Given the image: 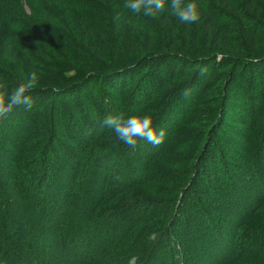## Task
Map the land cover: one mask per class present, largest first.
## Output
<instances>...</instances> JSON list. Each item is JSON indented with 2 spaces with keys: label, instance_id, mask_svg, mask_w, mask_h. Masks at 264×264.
<instances>
[{
  "label": "trees",
  "instance_id": "16d2710c",
  "mask_svg": "<svg viewBox=\"0 0 264 264\" xmlns=\"http://www.w3.org/2000/svg\"><path fill=\"white\" fill-rule=\"evenodd\" d=\"M102 1L89 0L90 5L85 7L78 4L74 5L80 7V11L85 13L83 20H81V23H84L81 31L78 29L81 17L75 14V9L59 4L66 25L75 34L81 33L80 39L74 34L75 41L79 43L78 48L85 49V51L80 52L79 59L88 61L82 66L80 62H73L76 54L70 57V64L66 69L76 65L79 73H81L80 76L77 75L76 80L78 82L72 86L70 83H66L71 79L70 77L57 82L58 79L56 78H45L38 74L39 80L40 77H44L41 80L42 83H58V89L55 88V90L50 91L55 94L53 96L66 97V99L72 100L71 104L65 100V115H61L55 105L53 114L55 121L64 117L61 120L67 127L74 124V120L83 118L88 124L85 130L89 134L83 135L84 130L76 132V130L68 129L67 134L76 141V146H79L78 149L68 147V144L67 146L63 140L57 137L58 122H53V119L50 120L51 127H47V124L41 121L36 129L28 128L22 134L15 129V126L16 128L21 127L20 122L15 121L16 115L10 117L9 113L5 118L0 119V128L6 124L11 131V133L6 134L8 127L1 128V133L10 140L12 146V151H9L7 155L3 156L0 153V264H63L61 259L64 257L59 254L57 246L72 250L74 257L82 260V263L78 264H95V258L99 255L101 259L105 257V264H204L203 262L206 264H238V258L242 259L243 255L248 252L246 250L247 243H244L246 238H258V242L264 244V214L256 213L254 218L249 221L250 225L246 230H242L243 232L238 230L239 235H237L238 233L233 234L226 227V224L234 227L233 219H230V216L240 217L245 213L234 212V209L237 210L245 202L244 199L248 196V187L233 197L235 207L232 209L231 205L230 209H227L229 212L226 215L230 214L229 217H224L223 212L213 213L208 207L202 212L194 214V219L192 217L194 221L192 229L195 228L194 231L189 228L181 233L183 240L190 242L189 247L184 245L185 242L183 244L171 242V229L169 231L168 225L165 224L166 217L160 221L149 217L150 225L142 224V212L152 213L150 215L162 212L156 209L153 202L146 200L147 197L122 200L118 203L116 210L112 212L107 210L102 214L105 209H100V204L104 201L103 198L105 199L107 196L109 169L113 168L114 162L117 161L120 166L127 170L123 176L116 179L119 185L116 184L115 188L119 190L124 186L133 184L136 179L145 181V173L156 158L157 148H153L152 144L141 140L132 149L126 144H118L114 139L111 140L112 146L104 147L108 146L105 143H108L109 140L103 138L111 134L108 132L112 130H108L107 127L103 130L100 128L95 118V111L86 106L81 94L88 92L87 95L93 98L97 94L94 92L95 89L99 92L102 91L98 102L94 101L93 104H100L101 110L112 109L113 113L119 115L122 111L119 98L113 97L108 90L110 87L115 89L114 87L118 86L119 77L121 75L125 77L123 84H121L122 90L127 85L131 86L136 83L135 87L133 86L132 95L136 92L133 97L135 105L140 107L142 104L143 107L146 98L151 96L153 98L154 91L160 85L158 84L152 92L147 94L148 96L141 98V91L148 87L146 83L149 82L154 86L158 82H161V85L165 83L170 74L167 77L163 76L165 60L168 56L177 54L179 51L191 54L212 53L210 56L213 57L222 53L224 54L222 58L229 64L231 62L237 63L238 59L240 61L243 57L252 58L250 59L251 62H257L258 59L256 58H260V50L264 47V43H259L260 31L255 30V25L264 27V0H202L201 2L196 0L202 9V14L200 20L193 24H185L170 13H159L156 17H147L136 13L129 16L128 9L124 7L127 0H109V4H106L105 7V11L109 14L105 19L108 24L106 27L108 34L103 36L105 42L97 37V29L93 24V20L96 19H93L90 16L91 13L88 12L89 10H98L100 7L98 4ZM106 2L108 1L106 0ZM229 13L238 19L237 34L242 36L241 40L233 41L221 24V18H228ZM37 14L39 15V11ZM49 18L45 19L60 22L57 18ZM247 19H252L255 24L247 23ZM145 22L149 23L144 24ZM251 25L254 26V29L250 27ZM151 29H156L154 31H157L159 37L155 38ZM70 36L72 37V35ZM25 39L32 50L42 53L41 46L38 45L40 40L36 36L26 34ZM194 45L196 46L194 47ZM159 51L167 52L165 56H160L157 54ZM30 52V48H26L22 53L25 58L17 65L24 67L23 72L19 73V68H16V72H12V70L0 67V77L9 79L12 88L30 73L36 71L35 63L29 56ZM7 57L13 61L9 60L12 63L17 60V57ZM122 58H126V60H121ZM198 62L202 67L206 61L199 58ZM89 63L97 64L104 72L86 73L91 69L89 67H92V64ZM105 69H109V71L105 72ZM91 78L95 79L93 84L89 80ZM137 78L139 79L136 82ZM40 83L38 81V84ZM41 87L37 85L31 91L32 99H42V92L39 91ZM15 108L16 112L20 114L31 110L24 105H18ZM133 110L135 111V108ZM166 114L169 115V109L165 108L162 112L160 109L159 115L155 118L152 117L155 127L158 126L157 122L160 119L163 120L167 116ZM10 121L11 124L8 125L6 122ZM49 128L50 131H48ZM52 133H54L53 138ZM48 137L50 140H47ZM144 142L146 144L145 149ZM120 154L121 157H119ZM63 155L68 156V158L66 159ZM257 155L260 163L263 164L264 149L260 148ZM3 158L4 162L2 161ZM150 159L151 162H149ZM90 163V169L86 171L87 165ZM221 164L223 166V163ZM220 165H213V170H218V174L224 167ZM83 174L87 175L86 183L83 182ZM179 180L178 186L180 188L185 178L182 177ZM258 184L256 183L255 186L261 190L263 182L259 180ZM206 185L208 186V182ZM80 186H84L83 199L86 201L87 196L90 198L83 211L86 214L84 227H81L83 225L81 223L76 226L74 221H68L69 212H63L65 209H61L68 206L69 198H72L73 193ZM171 211L172 209L162 213ZM96 212H101V215L99 222L93 226ZM120 212L122 214L138 212L140 219L129 220L130 222L124 229V231L128 229L127 235L116 242L115 237H105L97 228L100 226L106 229L111 228L109 226L111 218ZM185 214L188 215V212ZM197 217H199L198 220ZM260 219L261 225L258 224ZM64 226L66 227L65 230L58 237L59 230ZM206 226H208L207 229ZM55 227L57 228L54 229ZM72 227L74 229L78 227L79 233L74 235ZM95 230L96 233H92ZM53 233L58 234V236L51 240L50 235ZM216 233L218 235L214 240L212 235ZM244 234L246 238L243 240ZM232 244L235 245L236 251L230 253V257H228ZM206 250L209 253L204 256L202 251L205 252ZM254 254L257 256L262 254L263 258L257 264H264V248ZM108 258L109 260H107Z\"/></svg>",
  "mask_w": 264,
  "mask_h": 264
},
{
  "label": "rangeland",
  "instance_id": "374dc122",
  "mask_svg": "<svg viewBox=\"0 0 264 264\" xmlns=\"http://www.w3.org/2000/svg\"><path fill=\"white\" fill-rule=\"evenodd\" d=\"M107 1L103 0L98 4L100 6L98 10L88 11L91 13L90 16L96 19L93 20V24L97 29V37L103 40V42H105L103 36H107L108 34V29L106 28L108 24L105 20L109 15L105 11L106 4H109V0ZM199 1L201 2L202 0ZM59 4L75 9V14L81 17L78 28L81 31L84 27V23L82 24L81 20H83V14L85 13L80 11V7L78 8L74 5L78 4L81 7H85L90 5L89 0H0V67L12 70V72L16 68H19V73L23 72L24 67L17 65L25 58L22 54L25 49L30 48L31 52L29 56L35 63V67L37 68L35 72L37 74H41L45 78H56L58 79L56 80L57 82L70 77L71 79L66 83H70L72 86L76 84L75 82H78L76 78L81 73H79L76 65L75 67L66 69L70 64V57L76 54L77 57L75 56L73 62H80L82 66L87 64L88 61L79 59L80 52L82 50L85 51V49L78 48L79 43L75 41L74 36L76 35L80 39L81 33L75 34L66 25V20L62 18ZM39 5L41 6L37 8ZM38 11L39 15L37 14ZM128 12L129 16L133 13L129 9ZM229 14L228 18H221V24L233 41L241 40L242 36L237 34V30L239 29L238 19L231 13ZM49 17L51 19L57 18L60 22L47 20ZM109 19L111 21L110 17ZM148 23L145 22L144 24ZM247 23L255 24V21L247 19ZM250 27L254 29V26L251 25ZM154 30L156 29H151L154 32L155 38L159 37L157 31ZM255 30L260 31L258 41L260 44H263L264 32L262 31L264 27L262 25H255ZM26 34L36 36L40 40V44L38 45L41 46L42 53L31 49L25 39ZM195 44L198 45L196 42ZM260 51V58H256L258 59L257 62H251L250 59L252 58L243 57L240 61L238 59V62L234 64L233 62L231 64L226 62L222 58V55L224 56L222 53L217 54V57L210 56L212 53L191 54L185 51H179L177 54L170 55L165 60L166 63L162 72H164L163 76L167 77L169 73L171 75H168L169 77H167V80L162 85L161 82L156 83L155 86L154 84H149V82L146 83L148 87L141 91V98L148 96L147 94L152 92L158 84L160 85L154 91L153 98L152 96L146 98L143 107L142 104L141 106L138 105L140 107L135 105L133 97L136 95V92L132 95L133 86L135 87L136 83L131 86L127 85L122 90L121 84L125 80V77L122 75L119 77V84L117 87H114L115 89L111 87L107 88L113 97L119 98L122 108V111L119 113L121 116L128 117L135 114H148L155 118L159 115L160 109L162 112L165 108L169 109V115L166 114L167 116L163 120L160 117V121L157 122V127L163 128L166 136L164 141L158 146L151 145L153 148H157V155L152 161L151 167L145 173L146 179L144 182L136 179V182L133 184L117 190L115 188L117 184L116 179L123 176L127 170L120 166L117 161L114 162L113 168L109 169L108 193H106L107 196L105 199L103 198L104 201L100 204V209H105L102 214L107 210L108 212L116 210L118 203L122 200L147 197L146 200L153 202L158 211L163 212L171 209L172 211L159 212L154 215H150L152 214L150 212H142V224L150 225L148 221L149 217H153V219H157L158 221L166 217L165 224L168 225L169 231L171 229V242H178V244L185 242L184 245L186 247L190 246V242H186L185 239L183 240L181 233L189 228L191 231H194L195 228L192 229L194 226L192 217L194 219L195 213L202 212L208 207L213 213L223 212L224 217H229L230 214H226L229 212L230 206L232 205V209L235 207L233 197L247 187L248 196L244 199L245 202L237 210L234 209V212L245 213L240 217L230 216V219H233L234 227L228 224H226V227L233 234L238 233V230L241 232L247 229L250 225L249 221L251 218H254L256 213L259 215L264 214V161L263 164L260 163L257 155L260 148L264 149L262 147L264 146V47ZM166 52L159 51L157 54L165 56ZM7 56L17 57V60L15 63H12L13 61ZM199 58L206 61L202 67L198 62ZM121 60H126V58H122ZM89 64H92V67H89L91 69L86 71V73L92 71L104 72L97 64ZM107 71L109 69H105V72ZM47 73L49 74L47 75ZM44 77H40L39 82L41 83L38 84L42 86L39 89L43 95L42 99H33L31 110L27 113L23 112L20 114L16 112V108L10 112L9 116L13 117L16 115L15 121L21 124L20 128H16L15 126V129L22 134L28 128L36 129L41 121H44L47 127H49L51 124L50 120L53 119V122H58L57 137L63 140L66 145L68 144V147L78 149L79 146H76V141L72 140L67 134L68 129L76 130V132L84 130L83 135H85L89 134L85 130L88 124H86L83 118L74 120V124L67 127H65V124L61 120L64 117L55 121L53 115L55 105L60 114L65 115V100L69 101L70 104L72 100L68 98L67 100L66 97L53 96L55 94L50 91L55 90V88L58 89V83H42L41 80ZM138 79L135 81L137 82ZM89 80L92 83L95 79L91 78ZM0 84L6 85L9 91L13 89L11 84H9V79L0 77ZM185 89L191 90L190 95H182ZM94 92L97 94L93 98L87 95L88 92L81 95L85 100L86 106L95 111L97 123L103 130L106 129V126L103 124L104 118L109 115L116 116V114L112 112V109H109L110 111L108 109L101 110L100 104L94 105V101L98 102L101 97L102 91L99 92L95 89ZM134 108L135 111L133 110ZM37 111L38 114L36 115ZM6 123L9 125L11 121ZM4 127L7 128L8 126L6 124L1 126L2 129ZM1 128L0 153L4 156L9 151H12V146L9 142L10 140L1 133ZM107 129L111 130L108 127ZM48 131H50V128ZM5 133H11L9 127ZM108 133L111 134L103 138L104 140H109L108 143H105L108 146L104 147L112 146L111 140L113 139L118 144H124L116 139L115 133L112 131ZM47 135L49 136V134ZM53 137L54 133H52ZM48 139L50 140V137ZM143 144L145 149V142ZM108 151L111 153L110 149ZM116 153L118 154V152ZM63 156L66 159L68 158L66 155ZM119 157H121V154ZM2 161L4 162V158ZM149 162H151V159ZM221 163H223L224 167ZM214 164L217 166L221 164L220 166L223 167L219 174L218 170H213ZM90 166L91 163L87 165L88 169L86 171H89ZM86 176V174L82 176L84 183H86ZM182 177L185 180L179 188V179ZM208 178L210 179L208 180ZM259 180L263 182V189L261 188V190H258L259 187L255 186ZM202 182L203 185H201ZM207 182L208 186L206 185ZM83 190L84 186H80L73 193L72 198H69L68 206L61 208L65 209L63 212H69L67 219L68 221H74L76 226L86 221V214L83 211L87 201H90L88 196L86 197V201L83 199ZM89 196L92 197L91 195ZM129 208L131 209V207ZM187 212L188 215L185 214ZM100 215L101 212H96L93 226L99 222ZM134 218L140 219L138 212H128L127 214L120 212L111 218L109 224L111 228L106 229L100 226L97 230L105 237H115L117 239H115L116 242H118L119 239L127 235L128 229L126 231L124 229L128 222ZM258 224L261 225V219ZM84 226L83 224L81 227ZM64 228L66 227L64 226L59 230V236L56 233L51 234L50 239H56L57 236L60 237V233L65 230ZM72 230L74 235L79 233L78 227H75V229L72 227ZM92 233L95 234L96 230ZM217 235V233L212 235L214 240L217 238ZM244 238H246L245 234L243 235V240ZM244 243H247L246 250L248 252L246 255H243L242 259L238 258V264H257L260 262L263 258L262 254L257 256L254 253L260 249L262 250L264 244L260 241L258 242V238L250 237L246 238ZM232 246H230L228 255L236 251L235 245L232 244ZM57 248L59 254L64 257L61 259L63 264L82 263L81 259L74 257L72 250L69 248L59 246ZM112 253H114V250H112ZM202 253L203 255L205 254L204 256H207L209 252L206 250L205 252L202 251ZM95 260V264H105V257L101 259L99 255ZM203 263L206 264V262Z\"/></svg>",
  "mask_w": 264,
  "mask_h": 264
},
{
  "label": "clouds",
  "instance_id": "9594fccd",
  "mask_svg": "<svg viewBox=\"0 0 264 264\" xmlns=\"http://www.w3.org/2000/svg\"><path fill=\"white\" fill-rule=\"evenodd\" d=\"M124 7L147 17L170 13L185 24L197 23L202 14L196 0H127ZM38 81V74L33 71L11 91L6 85L0 84V119L5 118L18 105L30 109L33 105L30 93L37 87ZM190 92V89H185L182 95H190ZM103 124L115 133L118 141L131 148H135L141 140L158 146L166 136L165 130L155 127L152 116L148 114L128 117L109 115L104 118Z\"/></svg>",
  "mask_w": 264,
  "mask_h": 264
}]
</instances>
